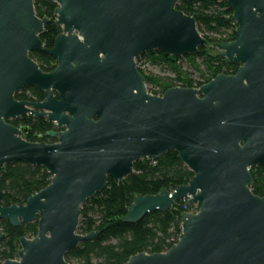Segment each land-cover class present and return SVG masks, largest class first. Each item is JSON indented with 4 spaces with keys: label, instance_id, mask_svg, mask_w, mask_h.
Here are the masks:
<instances>
[{
    "label": "water",
    "instance_id": "95a60500",
    "mask_svg": "<svg viewBox=\"0 0 264 264\" xmlns=\"http://www.w3.org/2000/svg\"><path fill=\"white\" fill-rule=\"evenodd\" d=\"M54 1L61 32L46 47L40 34L50 18L36 14L33 0H0V169L21 161L51 176L25 203L0 205V218L13 226L37 219V234L20 237L17 258L0 264H71L65 253L97 235L77 232L82 203L109 177L126 178L135 161L169 150L192 177L135 197L124 219L186 198L198 209L181 215L168 250L124 264H264V195L250 188V168L264 166V0H222L237 26L235 38L216 48L239 65L235 73L160 95L147 90L137 57L192 55L208 42L177 0ZM31 51L53 56L55 67L42 70ZM27 86L42 99H16ZM27 113L54 122L60 130L48 135L56 140H26L6 121Z\"/></svg>",
    "mask_w": 264,
    "mask_h": 264
},
{
    "label": "trees",
    "instance_id": "16d2710c",
    "mask_svg": "<svg viewBox=\"0 0 264 264\" xmlns=\"http://www.w3.org/2000/svg\"><path fill=\"white\" fill-rule=\"evenodd\" d=\"M33 2L39 17L50 18L40 38L46 47H52L55 36L61 32V27L54 23L57 3L54 0ZM176 7L195 18L198 31L208 42L192 55L174 56L151 50L138 56L137 67L153 94H162L171 86H199L218 73L230 74L237 69V65L223 58L216 48L218 43L235 38L237 24L232 19L231 7L222 0H177ZM29 55L44 71L55 67V58L45 52L31 51ZM141 61L159 68V72L140 66ZM22 90V93L15 94L17 99H42V93L34 87L27 86ZM26 90L30 91L29 95L25 94ZM21 124L27 126L22 137L29 141H46L48 133L55 129V124L46 117L30 116ZM55 140L51 138L46 142ZM250 173L252 192L263 196L264 166H252ZM192 175L193 172L178 159L177 153L169 150L153 160L143 158L135 161L134 171L122 181L109 177L102 191L83 202L80 209L77 232L96 231L97 235L68 250L65 259L71 264H124L133 254L168 250L177 242L181 232V215L197 211L196 204L189 206L188 200H178L168 210L147 213L136 222H128L124 216L135 197L156 194L162 189L173 190L187 184ZM50 178L42 166L21 161L4 165L0 169V205L25 203L28 196L44 188ZM0 232L4 234L0 239V259H16L19 238H31L37 234V219L13 226L0 218Z\"/></svg>",
    "mask_w": 264,
    "mask_h": 264
},
{
    "label": "flooded vegetation",
    "instance_id": "af4514ba",
    "mask_svg": "<svg viewBox=\"0 0 264 264\" xmlns=\"http://www.w3.org/2000/svg\"><path fill=\"white\" fill-rule=\"evenodd\" d=\"M224 58V57H223ZM226 59V58H225ZM229 62V61H228ZM231 63V62H230ZM232 64H234V63H232ZM235 65H237V64H235ZM238 66L239 65H237V69H238ZM236 69V70H237ZM236 72V71H235ZM234 72V73H235ZM230 74H233V73H230ZM24 88H26V87H23L22 89H24ZM22 89H20L18 92H20V93H22L23 92V90ZM25 92V94L26 95H29L30 94V91L29 90H26V91H24ZM17 93V92H16ZM15 93V94H16ZM17 99V98H16ZM18 100H30L29 98L28 99H18ZM39 100H41V99H35V100H30V101H39ZM30 116H33L32 114H30V113H27L26 114V116H25V118H20V117H17V118H10V119H7L6 121L8 122V123H10V124H13V125H15L16 127H18L21 131H22V133L23 132H26L25 131V129H26V125H23V124H21V122L22 121H24V120H27ZM33 117H35V116H33ZM18 124V125H16V124ZM54 123V122H53ZM55 124V123H54ZM58 130H60V128H58L57 126H56V124H55V129H53V130H51V131H58ZM53 139V138H55L56 139V137L55 136H49V138H47V140L46 141H50V139Z\"/></svg>",
    "mask_w": 264,
    "mask_h": 264
},
{
    "label": "rangeland",
    "instance_id": "374dc122",
    "mask_svg": "<svg viewBox=\"0 0 264 264\" xmlns=\"http://www.w3.org/2000/svg\"><path fill=\"white\" fill-rule=\"evenodd\" d=\"M139 65L145 67V69H147V70H152L153 72H159V68L152 67L151 65H149V64L146 63V62L143 63V62L141 61V62H139ZM184 66L187 68V62H186V61H184Z\"/></svg>",
    "mask_w": 264,
    "mask_h": 264
},
{
    "label": "built area",
    "instance_id": "2783aa9c",
    "mask_svg": "<svg viewBox=\"0 0 264 264\" xmlns=\"http://www.w3.org/2000/svg\"><path fill=\"white\" fill-rule=\"evenodd\" d=\"M146 87H147V85H146ZM194 87H198V86H194ZM147 90H148V87H147ZM149 91V90H148ZM150 92V91H149ZM150 93H152V92H150ZM158 95H160V94H158ZM183 200H187V198L186 199H183ZM197 205V204H196ZM198 207V206H197ZM196 212V211H195Z\"/></svg>",
    "mask_w": 264,
    "mask_h": 264
}]
</instances>
